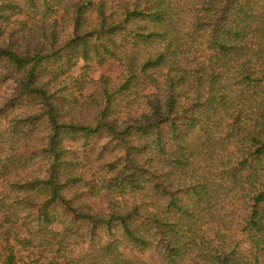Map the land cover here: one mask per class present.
<instances>
[{"label": "trees", "instance_id": "1", "mask_svg": "<svg viewBox=\"0 0 264 264\" xmlns=\"http://www.w3.org/2000/svg\"><path fill=\"white\" fill-rule=\"evenodd\" d=\"M24 3L0 29V264H264V0ZM78 60L119 82L80 101Z\"/></svg>", "mask_w": 264, "mask_h": 264}, {"label": "rangeland", "instance_id": "2", "mask_svg": "<svg viewBox=\"0 0 264 264\" xmlns=\"http://www.w3.org/2000/svg\"><path fill=\"white\" fill-rule=\"evenodd\" d=\"M25 0H18V4L23 7L22 14L15 16V11L9 10L5 11V9L2 10V14H4L5 17H7L8 23H4V21L0 20V29L4 28L7 29L9 26L13 27L14 20H20L24 19V21L31 20V23L33 24V14L30 15V17L24 18L23 15L25 13H30L28 8H25ZM18 27V26H16ZM23 28L20 26V29ZM121 72V69L118 67V65L114 63L104 64V65H98L97 63L93 62H84L81 60H78L75 64V66L71 69V75L78 79L77 83L75 85H71V92L80 100L83 101L84 98H86L91 93H97L99 90V87L102 84V81L104 79L109 80L108 84H114L119 82V74ZM11 92L10 88V82L9 81H1L0 82V103L3 100L4 97H6ZM14 109L9 108V112L13 114H19L23 110L26 112H29L31 110V107L27 102H24L22 104H16ZM12 111V112H11ZM106 141L105 138H98L95 140V144H93L95 147H100L104 142ZM76 144V143H75ZM78 145V143H77ZM76 145V146H77ZM95 154V153H94ZM93 154V156H94ZM90 243V242H87Z\"/></svg>", "mask_w": 264, "mask_h": 264}]
</instances>
